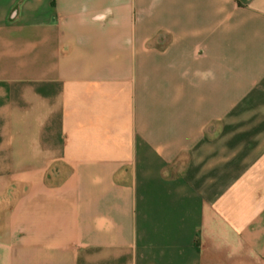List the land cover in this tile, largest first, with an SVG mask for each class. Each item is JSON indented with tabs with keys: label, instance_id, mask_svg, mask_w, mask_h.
<instances>
[{
	"label": "crops",
	"instance_id": "crops-1",
	"mask_svg": "<svg viewBox=\"0 0 264 264\" xmlns=\"http://www.w3.org/2000/svg\"><path fill=\"white\" fill-rule=\"evenodd\" d=\"M0 264H264V0H0Z\"/></svg>",
	"mask_w": 264,
	"mask_h": 264
}]
</instances>
